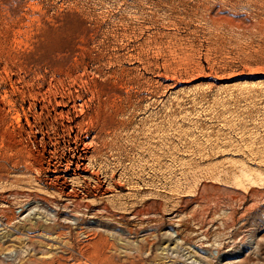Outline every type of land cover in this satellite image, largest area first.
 <instances>
[{
    "label": "rangeland",
    "instance_id": "374dc122",
    "mask_svg": "<svg viewBox=\"0 0 264 264\" xmlns=\"http://www.w3.org/2000/svg\"><path fill=\"white\" fill-rule=\"evenodd\" d=\"M0 236V264H264V0H0Z\"/></svg>",
    "mask_w": 264,
    "mask_h": 264
},
{
    "label": "built area",
    "instance_id": "2783aa9c",
    "mask_svg": "<svg viewBox=\"0 0 264 264\" xmlns=\"http://www.w3.org/2000/svg\"><path fill=\"white\" fill-rule=\"evenodd\" d=\"M16 213L19 212V211H15Z\"/></svg>",
    "mask_w": 264,
    "mask_h": 264
},
{
    "label": "bare ground",
    "instance_id": "6f19581e",
    "mask_svg": "<svg viewBox=\"0 0 264 264\" xmlns=\"http://www.w3.org/2000/svg\"><path fill=\"white\" fill-rule=\"evenodd\" d=\"M40 200V199H39ZM0 239H1V236H0Z\"/></svg>",
    "mask_w": 264,
    "mask_h": 264
}]
</instances>
